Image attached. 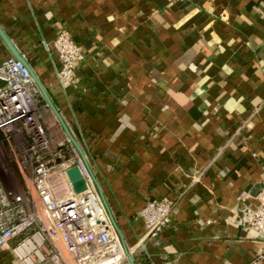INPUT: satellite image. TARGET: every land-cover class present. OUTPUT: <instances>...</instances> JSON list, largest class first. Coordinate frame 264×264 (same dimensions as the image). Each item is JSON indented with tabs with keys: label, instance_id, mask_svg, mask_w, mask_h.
Instances as JSON below:
<instances>
[{
	"label": "crops",
	"instance_id": "1",
	"mask_svg": "<svg viewBox=\"0 0 264 264\" xmlns=\"http://www.w3.org/2000/svg\"><path fill=\"white\" fill-rule=\"evenodd\" d=\"M0 27L85 153L136 264H264L262 237L239 221L262 196L264 0H0ZM63 29L84 55L67 89L52 48ZM9 56L0 37V63ZM164 197L171 225L139 247L137 211ZM0 264H15L9 250Z\"/></svg>",
	"mask_w": 264,
	"mask_h": 264
},
{
	"label": "built area",
	"instance_id": "2",
	"mask_svg": "<svg viewBox=\"0 0 264 264\" xmlns=\"http://www.w3.org/2000/svg\"><path fill=\"white\" fill-rule=\"evenodd\" d=\"M187 0H173L183 2ZM52 48L60 60L58 76L64 89L77 83L82 48L66 29ZM49 109L29 68L14 56L0 63V248L15 264H130L123 236L103 197L84 152L64 134L48 126ZM62 131V129L60 128ZM63 132V131H62ZM77 167L86 189L76 192L67 171ZM256 206H245L242 225L263 240L264 175ZM173 200H149L137 211L144 227L138 246L156 239L171 225ZM133 256V255H132ZM170 264V263H167Z\"/></svg>",
	"mask_w": 264,
	"mask_h": 264
},
{
	"label": "water",
	"instance_id": "3",
	"mask_svg": "<svg viewBox=\"0 0 264 264\" xmlns=\"http://www.w3.org/2000/svg\"><path fill=\"white\" fill-rule=\"evenodd\" d=\"M0 37L3 39V41L5 42V44L7 45V47L9 48V50L11 51V53L19 60H21L30 70L31 75L34 79V81L36 82V84L38 85L44 100L46 101V103L48 104V106L50 107V109L54 112V114L56 115V117L58 118L59 122L61 123L67 137L74 143V145L80 150V152H83L79 143L76 141V139L73 137L72 133L70 132L68 126L66 125L65 121L63 120V118L61 117L58 109L56 108V106L54 105L53 101L51 100L46 88L44 87V85L42 84V82L37 78V76L35 75V73L33 72L32 68L29 66V64L27 63V61L25 60V58L23 57V55L19 52V50L14 46V44L12 43V41L10 40V38L8 37V35L5 33V31L0 27ZM67 175L68 178L74 188V190L76 192H82L86 189L87 185L85 182L84 177L82 176L81 172L79 171V169L77 167H73L71 169H69L67 171ZM98 183V181H97ZM99 186V184H98ZM100 189V186H99ZM101 191V189H100ZM115 227L117 229V231L119 232V234L122 236L121 230L117 224V222L115 221ZM128 260L130 262V264H136L135 260L133 258V256L128 253Z\"/></svg>",
	"mask_w": 264,
	"mask_h": 264
},
{
	"label": "trees",
	"instance_id": "4",
	"mask_svg": "<svg viewBox=\"0 0 264 264\" xmlns=\"http://www.w3.org/2000/svg\"><path fill=\"white\" fill-rule=\"evenodd\" d=\"M136 263H137V261H136Z\"/></svg>",
	"mask_w": 264,
	"mask_h": 264
}]
</instances>
